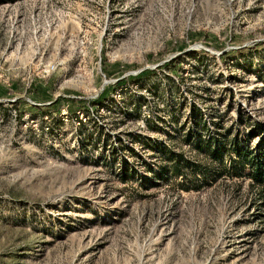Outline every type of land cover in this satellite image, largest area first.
<instances>
[{"label": "rangeland", "instance_id": "obj_1", "mask_svg": "<svg viewBox=\"0 0 264 264\" xmlns=\"http://www.w3.org/2000/svg\"><path fill=\"white\" fill-rule=\"evenodd\" d=\"M217 140L264 154V0H0V264H264L263 185L170 171Z\"/></svg>", "mask_w": 264, "mask_h": 264}, {"label": "trees", "instance_id": "obj_2", "mask_svg": "<svg viewBox=\"0 0 264 264\" xmlns=\"http://www.w3.org/2000/svg\"><path fill=\"white\" fill-rule=\"evenodd\" d=\"M205 144L206 148L204 152L210 157L214 165L191 161L185 158L180 152H171V150H168L170 171L175 177L181 176V179L176 181L180 189L189 190L197 187L198 184L196 183L200 179L198 174L203 175V179L207 177L205 175H210L211 178L217 179L225 173L230 176H242L246 173L255 182L264 186V154L261 157L254 155L250 146L246 144L240 146L239 144L235 145L233 142H229V146H227L221 140H217L215 143H212V141H207L206 143L205 141ZM232 153H235L236 157H232ZM226 157H229L227 161ZM187 168L196 170L192 177L185 176L184 170ZM244 169H248V171L243 172Z\"/></svg>", "mask_w": 264, "mask_h": 264}]
</instances>
